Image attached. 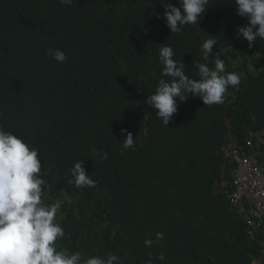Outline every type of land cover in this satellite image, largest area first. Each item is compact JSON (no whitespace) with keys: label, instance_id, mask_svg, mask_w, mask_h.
Returning <instances> with one entry per match:
<instances>
[{"label":"trees","instance_id":"trees-1","mask_svg":"<svg viewBox=\"0 0 264 264\" xmlns=\"http://www.w3.org/2000/svg\"><path fill=\"white\" fill-rule=\"evenodd\" d=\"M207 7L199 27L170 33L154 15L163 13L158 0H0V125L39 149L44 202L60 204V243L85 259L111 252L123 264H147L151 253L152 264H253L261 256L264 228L247 235L227 196L236 166L222 148L232 142L264 160V40L249 49L234 39L247 23L234 0ZM209 38L241 83L223 104L177 101L165 126L145 104L162 78L159 49L172 46L198 79V62L214 67L217 49L207 60L200 51ZM122 129L134 148L122 150ZM93 147L108 159L100 163ZM77 160L95 187H75ZM158 232L164 239L146 248Z\"/></svg>","mask_w":264,"mask_h":264},{"label":"clouds","instance_id":"clouds-1","mask_svg":"<svg viewBox=\"0 0 264 264\" xmlns=\"http://www.w3.org/2000/svg\"><path fill=\"white\" fill-rule=\"evenodd\" d=\"M158 2L163 13L154 15L165 22L170 33L181 32L183 26L199 27L200 17H204L209 9V0H177L176 4L171 0ZM59 3L71 5L73 0H59ZM234 4L236 15L247 21L244 26L237 27L234 39L246 41L247 47L251 49L258 38L264 40V0H234ZM217 44L216 39L209 38L200 45L204 60L212 55L214 48L217 50L214 67L199 62L195 65L198 79L186 74L182 60L174 59L172 46L166 45L159 49L162 78L155 92L145 98V104L155 110L157 119L165 126L169 125L178 111L177 101L185 102L190 97H199L204 105L223 104L229 87L240 85V74L226 70L224 60L220 58L223 50L215 47ZM45 54L58 63L67 59L59 49H47ZM121 131L126 133V138L120 143L122 150L134 148L132 133L126 129ZM91 152L100 163L108 159L106 152H99L95 147ZM256 159L260 163L264 162ZM41 169L39 149L0 125V264H123L121 257L111 252L106 256L89 255L85 259L83 253L70 251L61 245L66 234L57 221L60 204L44 202V187L48 181L43 178ZM69 172L76 188L96 186V181L86 172L83 160H77ZM231 186L233 188L232 180ZM246 233L248 235L247 226ZM163 239L164 234L158 232L155 239H145L144 246L152 247ZM262 250L261 256L252 262H264ZM157 259L165 260L164 254L161 252ZM147 264H152L151 253Z\"/></svg>","mask_w":264,"mask_h":264},{"label":"built area","instance_id":"built-area-1","mask_svg":"<svg viewBox=\"0 0 264 264\" xmlns=\"http://www.w3.org/2000/svg\"><path fill=\"white\" fill-rule=\"evenodd\" d=\"M222 151L224 157L236 166L232 173L233 188L228 194L229 199L245 222L248 235L254 238L264 228V162L242 155L232 142L223 146ZM262 253L264 255V249Z\"/></svg>","mask_w":264,"mask_h":264}]
</instances>
